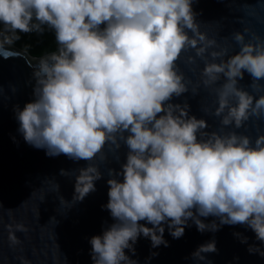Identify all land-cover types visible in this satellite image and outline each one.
Returning <instances> with one entry per match:
<instances>
[{
    "label": "clouds",
    "instance_id": "1",
    "mask_svg": "<svg viewBox=\"0 0 264 264\" xmlns=\"http://www.w3.org/2000/svg\"><path fill=\"white\" fill-rule=\"evenodd\" d=\"M193 2L0 0V49L19 40L18 32L42 33L44 25L58 45L34 66V100L14 109L24 141L50 157L87 162L105 161L106 146L116 151L123 142L128 148L121 170L108 171L102 207L114 223L90 238L93 264H138L125 250L135 255L141 235L152 248L168 247L165 225L180 239L189 221L201 233L243 225L264 244V134L253 141L236 131L252 118L264 119V95L238 86L245 72L252 85L264 79V38L247 27L234 32L239 51L229 55L200 30ZM193 50L186 63L205 61V88L224 78L214 89L219 131H207V121L190 116L186 103H171L189 91L191 81L178 62ZM101 178L95 163L78 169L72 203L96 191ZM60 202L69 204L62 196ZM210 216L219 223L201 219ZM6 228L10 246L20 243L15 232L28 230L23 224ZM234 235L247 243L241 233ZM217 251L213 239L191 257L204 261L203 254ZM248 251L264 257L258 245Z\"/></svg>",
    "mask_w": 264,
    "mask_h": 264
},
{
    "label": "water",
    "instance_id": "2",
    "mask_svg": "<svg viewBox=\"0 0 264 264\" xmlns=\"http://www.w3.org/2000/svg\"><path fill=\"white\" fill-rule=\"evenodd\" d=\"M193 11L197 14L200 30L208 38L215 39L219 47L228 48L229 55L239 51V45L232 38L234 32H243L247 27L264 38V0H194ZM250 35L245 34L246 40ZM188 55L195 56L194 50L184 53L178 63L186 82L191 81L189 91L180 97L174 96L171 103H186L190 116L207 121V131H219V118L212 114L217 106L214 89L224 82V78L212 88H205L200 76L205 61L196 58L194 64H187ZM37 61L10 45L0 49V264H93L90 238L101 235L114 223L110 212L102 207L108 202L107 180L111 178L108 171L121 170L128 148L123 142L116 151H109L106 146L105 161L97 157L87 162L74 161L63 154L50 157L45 148L26 143L18 131L14 109L16 106L23 109L27 102L34 100L33 70ZM252 83L251 76L245 72L238 86L254 97L264 95V79L259 84ZM193 89L198 92L193 94ZM236 131L254 141L258 134H264V119L252 118ZM88 163L99 165L102 178L95 182L96 191L83 201L72 203L75 175ZM62 169L69 171V175H61ZM115 178L123 179L122 176ZM61 196L69 204H61ZM201 219L205 223L213 220L219 223L216 217ZM188 223L180 239H174L165 225L164 239L168 241V247L152 248L150 239L141 235L134 245L135 255L128 250H125L126 254L138 264H264V257L248 251L251 245L264 249V244L256 241L255 234L246 226L224 225L214 233H201L192 221ZM9 224H23L28 229L27 232H15L20 241L15 246H10L8 240L6 226ZM234 233L247 237V243H241ZM213 239L218 249L216 253L203 254L204 261L192 259L191 254L201 244Z\"/></svg>",
    "mask_w": 264,
    "mask_h": 264
},
{
    "label": "trees",
    "instance_id": "3",
    "mask_svg": "<svg viewBox=\"0 0 264 264\" xmlns=\"http://www.w3.org/2000/svg\"><path fill=\"white\" fill-rule=\"evenodd\" d=\"M43 32H18L20 39L10 45L15 50L25 53L31 59L40 57L57 51L58 45L55 39L54 30L47 25L43 26Z\"/></svg>",
    "mask_w": 264,
    "mask_h": 264
}]
</instances>
